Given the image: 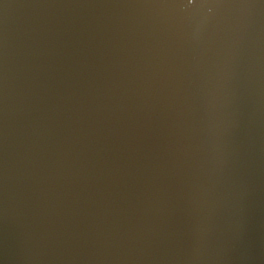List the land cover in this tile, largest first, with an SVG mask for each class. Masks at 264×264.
Listing matches in <instances>:
<instances>
[{
    "label": "water",
    "instance_id": "obj_1",
    "mask_svg": "<svg viewBox=\"0 0 264 264\" xmlns=\"http://www.w3.org/2000/svg\"><path fill=\"white\" fill-rule=\"evenodd\" d=\"M263 171L264 0H0V264H264Z\"/></svg>",
    "mask_w": 264,
    "mask_h": 264
},
{
    "label": "snow or ice",
    "instance_id": "obj_2",
    "mask_svg": "<svg viewBox=\"0 0 264 264\" xmlns=\"http://www.w3.org/2000/svg\"><path fill=\"white\" fill-rule=\"evenodd\" d=\"M203 2V0H186V3L190 6H196L198 3ZM219 2V0H217Z\"/></svg>",
    "mask_w": 264,
    "mask_h": 264
}]
</instances>
